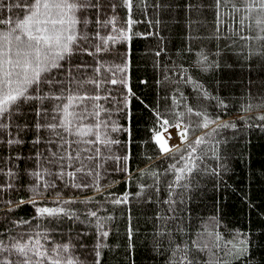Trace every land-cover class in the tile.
<instances>
[{"label": "snow or ice", "instance_id": "6c2138e0", "mask_svg": "<svg viewBox=\"0 0 264 264\" xmlns=\"http://www.w3.org/2000/svg\"><path fill=\"white\" fill-rule=\"evenodd\" d=\"M141 5L153 10L163 7L149 0H0V211H5V222L0 223V264H101L100 249L109 235L104 220L112 219L110 215L102 217L100 209L84 210L86 219L81 223H93L100 237L91 249L87 241L73 243L71 238L53 243L51 230L39 222L79 220L62 205L96 203L95 195L79 200L65 196V189L78 195L91 188L113 207L141 198L166 206V215L158 219H187L177 213L187 199L196 161L202 158L198 148L207 143V130L212 125H235L220 124L206 108L189 105L188 97L177 89V95L163 97L170 101L167 105H145L152 117L144 139L150 150L143 168L130 165L133 101L144 103L136 96L130 76L133 25L150 23L134 18V12L143 11ZM183 6L193 14L211 12L214 31L209 38L223 40L245 62L264 65V0H184ZM117 44L123 45V55L117 52ZM185 51L192 48L186 45ZM219 55L214 45L207 52L198 51L195 64L207 72L218 67ZM155 56L160 57L161 51ZM176 75L177 85L183 81L197 94L215 99L187 68L181 66ZM162 80L170 77L163 75ZM219 104L227 107L223 101ZM253 107L249 104L245 111ZM257 111L264 121V105ZM192 115L199 119L193 122ZM196 129L203 134L190 140V132ZM120 134H125L123 141ZM26 144L29 154L22 156ZM21 160L32 161L24 173L31 194L27 200L4 199L2 194L17 190L20 179L9 161ZM109 161L111 167L105 168ZM156 161V167H151ZM116 172L122 174L121 181L106 180ZM117 182H123L125 189L104 195V189ZM24 204L34 209L31 220L8 216ZM159 234L169 233L161 229ZM168 248L169 264H242L237 258L247 259L248 251L246 238L222 236L215 226L211 232L188 234L186 241H169ZM78 249H85L83 259Z\"/></svg>", "mask_w": 264, "mask_h": 264}, {"label": "trees", "instance_id": "16d2710c", "mask_svg": "<svg viewBox=\"0 0 264 264\" xmlns=\"http://www.w3.org/2000/svg\"><path fill=\"white\" fill-rule=\"evenodd\" d=\"M153 2L163 7L153 10L141 5L143 11L133 13L134 18L139 16L150 23L133 25L130 76L136 96L144 103L133 101L131 150L134 156L129 161L130 165L143 168L145 153L150 150L144 144V139L152 117L145 105L155 104L161 108L170 102L163 97L177 95V89L188 97L189 105H195L199 110L206 108L210 118H217L220 124L228 123L235 127L212 125L207 130L210 134L206 136L207 143L198 148L202 158L196 161L197 171L185 193L187 199L177 213L186 216V220L158 219L166 215V206L143 202L141 198H133L127 206L113 207L101 199L100 193H94L90 188L78 195L74 189L64 190L65 196H74L79 200L90 194L95 195L94 204L62 205L79 216V220L62 218L39 222L42 227L46 225L51 230L49 240L53 243L67 242L71 238L73 243L87 241V248L91 249L100 237L95 235L93 223H81L86 219L84 210L100 209L102 217L110 215L112 219L104 220L109 235L103 241L105 246L100 249L101 264H169V241L173 244L186 241L188 234L211 232L213 226L222 236L246 238L247 259L237 258L242 264H264V121L258 119L261 112L257 111L258 107L264 105V65L255 64L254 61L245 62L225 47L223 40L210 39L214 31L211 12L201 15L199 12L193 14L186 11L184 0H149V3ZM149 32L153 35H148ZM193 36L197 39L193 40ZM186 45L192 48L191 52L185 51ZM214 45L220 50V55L216 57L218 67L202 71L195 64L196 53L201 50L207 52ZM116 50L120 55L124 54L123 45L117 44ZM158 50L161 51L160 57L155 56ZM181 66L187 68L193 79H198L215 99L197 94L191 85L183 81L177 85L176 72ZM163 75H168L170 80H162ZM219 101H223L227 107H222ZM249 104L254 107L245 111ZM190 119L196 122L199 118L192 115ZM202 134L200 129H196L190 132L189 139L194 140ZM124 138L125 134H120L122 141ZM29 149L30 146L26 144L21 155H28ZM31 163V160L9 161V166L19 171L20 179L16 181L17 190L2 194L4 199H28L31 182L24 173ZM158 163L153 162L151 167L155 168ZM111 165L109 161L105 168ZM121 177L122 174L116 172L109 174L106 180L121 181ZM132 179L135 180V176ZM100 183H105L103 173ZM124 189L123 182L113 183L111 188L104 189V195L108 192L119 194ZM128 190L131 192L132 187ZM48 206L56 205L49 203ZM33 212L30 204H24L15 212L8 213V216L31 220ZM4 217L5 211H0V223L5 222ZM180 228L184 231H179ZM161 229L169 234L161 236ZM78 233L83 235L78 236ZM84 252L85 249H78L80 259L84 258L81 255Z\"/></svg>", "mask_w": 264, "mask_h": 264}]
</instances>
